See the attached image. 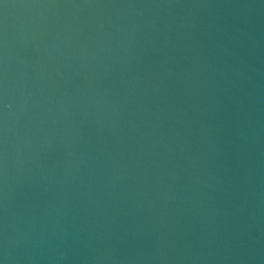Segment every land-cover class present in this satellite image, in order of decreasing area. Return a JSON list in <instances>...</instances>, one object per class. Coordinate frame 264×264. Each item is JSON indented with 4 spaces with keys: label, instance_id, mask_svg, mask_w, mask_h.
<instances>
[{
    "label": "water",
    "instance_id": "1",
    "mask_svg": "<svg viewBox=\"0 0 264 264\" xmlns=\"http://www.w3.org/2000/svg\"><path fill=\"white\" fill-rule=\"evenodd\" d=\"M0 264H264V0H0Z\"/></svg>",
    "mask_w": 264,
    "mask_h": 264
}]
</instances>
